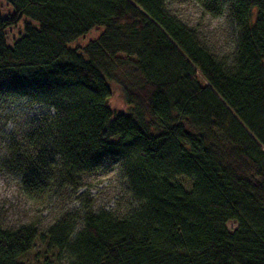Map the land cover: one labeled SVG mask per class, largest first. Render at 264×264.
<instances>
[{
  "label": "trees",
  "instance_id": "trees-1",
  "mask_svg": "<svg viewBox=\"0 0 264 264\" xmlns=\"http://www.w3.org/2000/svg\"><path fill=\"white\" fill-rule=\"evenodd\" d=\"M6 1L0 101L53 111L35 156L11 145L21 191L42 204L117 163L130 203L113 212L90 202L82 219L65 215L45 233L0 219V264H264V0H194L213 17L229 10V60L168 0ZM21 22L10 45L8 28ZM113 85L129 112L111 105Z\"/></svg>",
  "mask_w": 264,
  "mask_h": 264
},
{
  "label": "rangeland",
  "instance_id": "rangeland-1",
  "mask_svg": "<svg viewBox=\"0 0 264 264\" xmlns=\"http://www.w3.org/2000/svg\"><path fill=\"white\" fill-rule=\"evenodd\" d=\"M0 2L2 16L13 12L6 0ZM167 6L173 15L197 31L200 41L216 56L228 60L231 58L237 29L228 9L222 16L213 17L206 14L194 0H168ZM102 31L103 27L95 28L70 46L86 45L101 35ZM23 33L22 22L17 27L8 28V43L13 45ZM110 102L116 111L129 112L122 91L116 85H113ZM52 115L51 109L27 99L9 97L0 101V219L5 228L32 223L41 233H45L55 221L65 215L82 219L85 207L90 202L95 211L113 212H124L130 203L127 184L117 163L108 164L99 172L82 175L76 188L68 185L56 189L42 204H36L23 194L22 177L7 165L11 145L16 144L23 152L35 156L43 146L35 141V136ZM181 181L186 187L191 185L190 179L181 176ZM77 225L78 228L81 227L80 223ZM228 227L233 230L236 224L231 222ZM48 246L46 242H39L37 248L42 253L51 252Z\"/></svg>",
  "mask_w": 264,
  "mask_h": 264
}]
</instances>
